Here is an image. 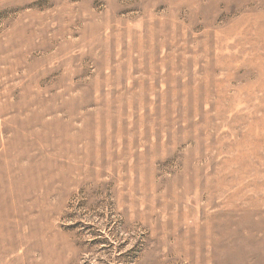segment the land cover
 Returning a JSON list of instances; mask_svg holds the SVG:
<instances>
[{
	"label": "rangeland",
	"instance_id": "1",
	"mask_svg": "<svg viewBox=\"0 0 264 264\" xmlns=\"http://www.w3.org/2000/svg\"><path fill=\"white\" fill-rule=\"evenodd\" d=\"M0 264H264V0H0Z\"/></svg>",
	"mask_w": 264,
	"mask_h": 264
}]
</instances>
